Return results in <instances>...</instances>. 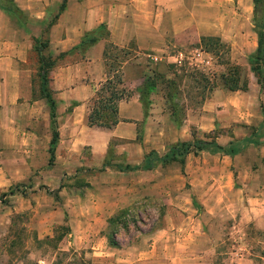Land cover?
Masks as SVG:
<instances>
[{
  "label": "crops",
  "instance_id": "1",
  "mask_svg": "<svg viewBox=\"0 0 264 264\" xmlns=\"http://www.w3.org/2000/svg\"><path fill=\"white\" fill-rule=\"evenodd\" d=\"M62 1L0 0V189L26 179L36 168L33 162L48 148V105L40 97L38 85L32 82L38 68L33 38L39 36L46 40L42 55L53 59L49 86L55 101L57 130L68 147L76 140L75 144H89L93 149L98 146L101 150L103 141L110 136L132 139L134 123L144 119L139 92L145 78L151 74L167 76L168 67L180 64L184 52L168 37L187 29L198 44L189 51L191 62L204 60L202 66L211 64L214 56L200 49V38H217L228 48L229 64L237 66L247 81L246 89L240 93L223 88L212 91L192 117L193 122L198 128H203L201 123L207 128L210 121L208 128H213L216 119L220 127L234 126V138H238L236 132L244 130L242 137L252 135L253 140L264 141V111L258 107L260 102L264 105V86L258 88L248 65L256 48L253 0H65L58 13ZM6 2L21 13L22 22L2 8ZM51 19L52 24L47 26ZM99 25L105 27L106 39L85 50L76 48L81 37ZM106 43L130 53L120 69L121 87L129 97L117 104L116 125L103 132L87 127L84 121L88 104L106 77ZM214 64L218 75L225 73V65L216 60ZM258 149L260 155H243L244 151ZM222 158L235 171L252 179L264 170V145L246 144L238 154ZM186 161H190L189 156ZM203 192L202 218L187 215L173 231L166 223L164 229L141 236L134 245L118 250L116 264H214L218 254L214 242L221 239L213 232L220 222L233 218L228 229L247 223L264 228V189ZM238 211L241 213L236 221ZM206 212L214 220L210 221ZM104 255L98 253L101 259L97 262L103 264ZM230 256L218 264H252L246 249H234ZM258 258L259 264H264V255Z\"/></svg>",
  "mask_w": 264,
  "mask_h": 264
},
{
  "label": "rangeland",
  "instance_id": "2",
  "mask_svg": "<svg viewBox=\"0 0 264 264\" xmlns=\"http://www.w3.org/2000/svg\"><path fill=\"white\" fill-rule=\"evenodd\" d=\"M168 40L184 52V58L175 67H168L167 76L149 75L155 86L145 98L144 119L134 123L132 139L110 136L103 141L101 150L98 146L93 149L89 144H75L76 140L68 147L67 140L59 136L55 115L57 142L52 164H47V148L46 154L33 162L36 168L26 179L18 177L19 182L0 189V264H100V252L106 253L103 264H116L117 253L134 245L141 236L164 229L166 223L173 231L187 215L202 218L200 197H204V189H264V170L251 179L222 158L227 155L207 151L186 154L182 164L177 158L168 163L154 162L151 170H117L116 166L142 165L146 157L162 156L171 146L194 139L221 147L244 141L236 154L246 144L264 145V141L253 140L252 135L242 137L244 130L236 132L241 139L234 138V126L220 127L216 119L213 128H208L210 121L207 128L204 123L203 128H198L193 122L192 117L212 91H228L214 64V60L228 59L226 45L208 46L214 60L202 66L204 60L194 64L188 58L189 51L198 46L188 29L170 34ZM239 75V85L243 87L242 81L245 85L247 81L240 69ZM32 82L38 85L37 77ZM168 95L173 98L167 99ZM90 107L91 102L88 110ZM258 107L264 111L261 102ZM90 128L108 132L113 127ZM96 141L100 144V139ZM260 153L258 149L244 151L243 155ZM55 188H59L57 197L46 192ZM232 221L233 218L220 222L213 232L221 239L214 242L218 253L214 264L231 257L234 249H246L252 264H259L258 256L264 255V228L235 223L236 228L228 229Z\"/></svg>",
  "mask_w": 264,
  "mask_h": 264
},
{
  "label": "trees",
  "instance_id": "3",
  "mask_svg": "<svg viewBox=\"0 0 264 264\" xmlns=\"http://www.w3.org/2000/svg\"><path fill=\"white\" fill-rule=\"evenodd\" d=\"M65 6V0L58 7V13L63 10ZM5 10H9L18 21H23L21 13L12 5L4 4L2 6ZM253 25L254 32L256 35V48L253 54L248 58L249 69L256 79V83L261 88L264 86V0H253ZM56 17V16H55ZM54 17V18H55ZM53 19L49 21L47 26L52 24ZM107 31L104 26L99 25L92 29L91 31L85 33L76 48L80 50H85L86 48L95 44L98 40L106 39ZM46 40L33 38L34 51L38 56V68H37V80H38V93L41 98H43L47 105L49 111L50 120V141L48 147V160L47 164L51 165L54 157L55 144L57 142V131L55 123V101L52 97V91L49 88V70L53 65V59L50 56H43L42 53L46 48ZM224 47L225 45L220 43L217 38L213 37H201L199 47L201 50L207 53H211L208 50V46ZM227 47V46H226ZM228 50V48H227ZM129 51L106 43L103 52L104 56V67L106 72L105 80L98 86L94 92V96L91 99V107L88 110L85 123L88 127H96L100 129L110 130L118 122L117 118V104L120 100H127L129 94L124 91L121 87V65L124 61L129 58ZM213 55V54H212ZM217 57V56H216ZM217 61V60H216ZM219 64L225 65V73L221 74L220 80L222 81V86L228 91H236L246 89L245 81L244 86L239 85L240 75L239 68L235 65L229 64L228 59H221L217 61ZM155 83L151 81L149 77L145 78L144 86L139 92V99L142 106L145 108V98L149 95L151 90L154 88ZM173 95H168L167 99L171 100ZM203 98H201V101ZM172 114L175 115V107L171 105ZM244 141L240 142H230L227 147H221L215 142H208L199 139H194L190 142H182L171 146L166 154L162 156H155L153 158L146 157L139 166H128L124 167L116 166L119 171H134V170H151L153 168L154 162H173L179 158V163H183V157L188 153L196 154L201 151H207L211 154L219 153L222 155L232 156L235 155ZM61 187V186H60ZM59 188L48 190V194L57 197V192ZM111 245H115L114 242L109 241Z\"/></svg>",
  "mask_w": 264,
  "mask_h": 264
}]
</instances>
